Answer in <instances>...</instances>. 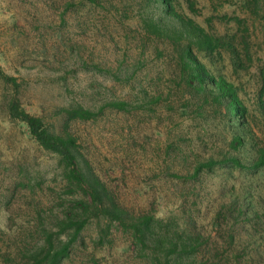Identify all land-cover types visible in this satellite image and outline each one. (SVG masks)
Returning a JSON list of instances; mask_svg holds the SVG:
<instances>
[{"label":"rangeland","instance_id":"obj_1","mask_svg":"<svg viewBox=\"0 0 264 264\" xmlns=\"http://www.w3.org/2000/svg\"><path fill=\"white\" fill-rule=\"evenodd\" d=\"M89 1L0 0V236L29 229L35 218L36 194L22 183L41 195L39 209L67 198L58 157L8 118L7 102L16 99L57 131L63 127L58 110L80 104L97 116L69 123L65 133L119 204L132 214L174 216L180 228L190 224L202 240L203 262L264 264V169H249L251 142L230 147L236 129L210 101V85L205 92L187 87L173 48L140 29L141 0ZM177 2L223 40L219 53L198 61L236 88L262 141L264 1L255 15L246 0H191L195 14L185 0ZM145 12L159 16L154 7ZM116 99L129 104L126 112L105 107ZM228 158L246 168L227 164ZM209 160L211 168L195 173ZM111 231L110 247L101 248L94 245L96 225L88 227L65 264H135L129 236Z\"/></svg>","mask_w":264,"mask_h":264},{"label":"trees","instance_id":"obj_2","mask_svg":"<svg viewBox=\"0 0 264 264\" xmlns=\"http://www.w3.org/2000/svg\"><path fill=\"white\" fill-rule=\"evenodd\" d=\"M263 1L246 0L245 6L255 15ZM89 2L98 3L95 0ZM140 2L137 19L146 38L167 43L173 48L176 66L182 71L181 80L187 87L205 92V86L210 85V101L217 109L224 110L228 125L236 129L230 147L236 150L249 140L254 151L249 169H264V138L262 141L255 139L247 109L238 98L236 88L223 77L208 73L205 66L198 61L200 56L214 57L215 53H219L224 47L223 40L209 34L184 15L177 0ZM185 4L191 14L196 13L191 0H185ZM151 7L159 11L157 18L144 15L145 9ZM7 79L14 83L13 78ZM262 86L264 88V69ZM104 105L118 112H126L129 106L127 102L118 99ZM6 108L10 120L24 124L29 135L44 151L58 157L57 167L60 169L61 181L65 184L67 198L61 199L62 204L59 207L39 209L38 195L33 186L22 183L21 187L29 190L32 196L36 194L35 218L28 220L27 230L20 228L13 234H1L0 264H65L74 252L75 245L82 244L84 231L93 224L97 227L94 245L101 248L110 247L112 228L128 235V252L135 264H217L211 260L202 261L198 254L202 240L190 230V224L180 228L174 216L163 220L148 212L130 213L94 175L89 163L83 159L76 140L65 133L69 123L95 118L97 113L92 109L80 104L60 108L56 113L60 118L56 122L60 121L63 127L57 131L54 123L46 122L40 115L29 114L14 98L7 102ZM104 108H100V112ZM226 162L233 167L246 168L235 158H228ZM213 164L209 160L198 166L195 173L203 168H211ZM38 198L43 200L41 195ZM40 212L44 214L43 218Z\"/></svg>","mask_w":264,"mask_h":264}]
</instances>
